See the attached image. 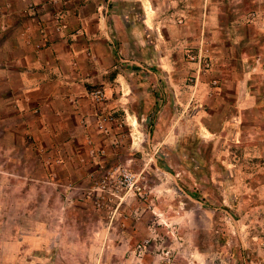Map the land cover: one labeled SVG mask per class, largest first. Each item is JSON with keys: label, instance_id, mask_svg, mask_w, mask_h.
<instances>
[{"label": "rangeland", "instance_id": "1", "mask_svg": "<svg viewBox=\"0 0 264 264\" xmlns=\"http://www.w3.org/2000/svg\"><path fill=\"white\" fill-rule=\"evenodd\" d=\"M97 4L118 15L104 75H120L85 132L41 134L0 75V264H264V109L227 122L213 76L232 24L264 22V0H51ZM16 28L0 27V67Z\"/></svg>", "mask_w": 264, "mask_h": 264}, {"label": "crops", "instance_id": "2", "mask_svg": "<svg viewBox=\"0 0 264 264\" xmlns=\"http://www.w3.org/2000/svg\"><path fill=\"white\" fill-rule=\"evenodd\" d=\"M0 2V27H19L15 30L17 39L12 32L7 39H11L8 48L1 49L10 58L5 67H0V75L9 84L10 101H15L19 108L23 104L21 108L37 114L41 134L45 130L48 136L67 130L85 132L79 121L92 112L91 101H95L92 92L100 89L107 99L114 90L109 79L120 75L115 69L111 78L104 75L116 67L115 55L108 50L106 39L112 34L111 17L116 23L118 15L108 14L107 8L102 12L104 6L100 4L87 16L82 12L86 7H64L61 12H55L51 0ZM204 7L202 2V10ZM59 22L65 27L57 29ZM217 29L209 31L216 34ZM214 41L211 51H222L221 40L213 37ZM18 42L24 50L15 54ZM225 48L226 52L217 57H221L223 66H217L213 73L221 77L214 95L218 101H234L235 109L227 122L244 123L248 106L264 109V22L250 18L240 27L232 24ZM257 57H261L258 59L263 65L256 66L258 73L252 74L251 59ZM157 59L162 60L160 55ZM145 70L152 71L146 67ZM158 70L153 68V73L156 75ZM157 76L160 75L157 73ZM157 82L163 80L157 77ZM143 83L146 86L145 80ZM50 123L55 126L54 130Z\"/></svg>", "mask_w": 264, "mask_h": 264}, {"label": "built area", "instance_id": "3", "mask_svg": "<svg viewBox=\"0 0 264 264\" xmlns=\"http://www.w3.org/2000/svg\"><path fill=\"white\" fill-rule=\"evenodd\" d=\"M57 21H60V19L57 20ZM60 27L63 28V27H65V25L63 23L59 22L57 24V29H59ZM92 95H93V98H94L95 101H102L103 100V92L100 89L94 90L92 92Z\"/></svg>", "mask_w": 264, "mask_h": 264}]
</instances>
